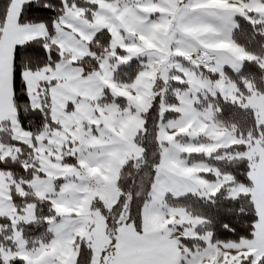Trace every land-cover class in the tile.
Listing matches in <instances>:
<instances>
[{
	"label": "snow or ice",
	"instance_id": "1",
	"mask_svg": "<svg viewBox=\"0 0 264 264\" xmlns=\"http://www.w3.org/2000/svg\"><path fill=\"white\" fill-rule=\"evenodd\" d=\"M143 2L115 0V6L117 12L127 6L139 16L142 9L136 5ZM151 2L160 7L144 13L147 19L137 20L131 30L118 27L120 42L114 43L107 25L88 28L80 23L83 20L91 24L98 14L109 15L100 0H20L15 14L17 26L27 30L42 28L46 33L14 46L13 100L23 102L16 111V122L23 131L34 136L33 122L40 129L45 125L49 130L61 128L52 116L50 89L56 80L37 81L34 102L24 79L26 70L43 69L49 76L57 65H63L79 68L84 78L93 72L102 75L101 61L106 59L112 80L119 86L131 84L149 68V61L156 60L163 75L157 71L143 110L127 96L115 94L108 85L101 86L91 118L81 120L82 138L69 136L67 147H61L59 164L70 171L54 177L50 191L43 197L35 195L30 183L33 174L48 180L35 161L28 166L27 161L9 162V156L0 160V172L7 173L5 179L9 180L8 201L16 216L22 217L16 220L0 215V240H9L7 233L21 224H43L45 235L53 241H66L75 254L69 264H264V206L257 204L253 191H236V185L253 188L254 162L260 156L246 153L257 145L264 148V0H224L221 7L208 0ZM15 3L16 0H0V37L5 34ZM104 3L112 4L113 0ZM162 8L170 11H161ZM77 11L79 17L73 15ZM157 17L169 22L164 34L166 56L158 51L159 45H143V33L151 22H159ZM80 31L91 32V39L82 40ZM58 38L69 43L79 41L86 45L88 54L73 59L70 51L61 50ZM129 45L139 51H129ZM229 45L240 50L239 59L228 50ZM30 61L36 63L35 68L29 67ZM120 76L127 79H118ZM128 90L135 95L134 89ZM169 92L172 103L167 102ZM79 100L80 97L67 101L65 113L76 112ZM34 103L38 107H33ZM112 108L118 118L136 116L139 120L123 139L100 118ZM205 109L213 120L230 118L236 143L207 154L194 153L204 157L198 166L183 159L186 153L177 147L176 137L187 133L176 129L183 119L199 117ZM7 123L11 126L12 122L9 119ZM2 131L10 132L11 127ZM89 137L111 138V142L87 145L84 141ZM10 139L16 145L23 143L15 137ZM112 149H121L123 160L118 164L115 197L110 202L101 191L113 185L99 176H89L88 169L105 160ZM208 161L213 163L209 165ZM66 184L76 187L62 191ZM85 186L87 191L78 190ZM60 197L71 201L72 206L61 208ZM179 201L189 203H176ZM40 204L47 205L48 216L37 215ZM193 205L199 211L193 212ZM26 208H31L32 219L24 218ZM32 243L49 242L41 236L33 238ZM16 259L24 264L22 257ZM47 259L49 264H61L57 255ZM0 264H4L2 259Z\"/></svg>",
	"mask_w": 264,
	"mask_h": 264
},
{
	"label": "rangeland",
	"instance_id": "2",
	"mask_svg": "<svg viewBox=\"0 0 264 264\" xmlns=\"http://www.w3.org/2000/svg\"><path fill=\"white\" fill-rule=\"evenodd\" d=\"M100 2L104 5L109 15L98 14L91 24H88L87 21L83 20H81L80 23L81 25H86L88 28L107 25L108 29L113 34L114 43L120 42V34L117 31L118 27H125L131 30L133 24L137 20L147 19L144 13L154 11L160 7L159 4H153L151 0H144L142 4L136 5V7L142 9L141 14L137 16L131 8L127 6L122 7L117 12L115 0H113L112 4H105L104 0H100ZM168 2L172 3L173 0H168ZM19 3L20 0H16L15 5L11 9L10 19L8 20V29L12 23H15V14L19 11ZM208 3L221 7L224 4V0H208ZM161 11H170V9L162 8ZM73 15L79 17L80 14L77 11L74 12ZM113 18L116 22H113ZM157 21L159 22H151L147 30L143 33V45L146 48H155L159 45L158 51H163L166 56L167 46L164 42V34L167 32L169 22L161 17H157ZM73 30L79 31V29ZM91 35V32L80 31V38L84 41L91 39ZM56 42L60 45L62 51H70L73 59L88 54V48L86 45L80 44L79 41L69 43L67 39L58 38ZM220 42L224 43L222 40ZM228 50L231 51L237 59L240 58L241 53L238 48L229 45ZM129 51L135 53L136 51H139V49L135 45H129ZM175 51L179 52L180 49H175ZM149 65V68L141 72L131 84H120L119 86H117L116 82L112 80V73L108 70L106 59L101 61L102 75L93 72L91 75L81 78L79 68H66L63 65H57L56 70L52 71L49 76H45L43 69L40 71H27L24 73V79L29 85V95L34 102L37 100V96L33 95L36 91L37 81L52 78L56 80L55 86L50 89V95L53 99L52 116L53 119L59 121L61 125L60 129L51 128L50 130L47 126L41 130L39 134L33 136L31 133L23 131L18 123H11L13 137L19 141H23V143L33 149L35 158L39 164L38 168L43 169L48 175V180H41L35 175L31 179L30 183L33 185L32 191L36 196L43 197L45 193L50 191V181L54 177L65 175L70 171L67 166L59 164L61 147H67L65 142L69 139V136L73 139L82 138L81 120L91 118V110L95 106L94 102L96 98L101 94L102 85H108L117 95L127 96L129 101L135 104L140 110L147 107V101L151 94V86L155 80L157 71L160 70L161 75H163V70L160 68V64L156 60L149 61ZM152 65L155 66L153 67ZM189 79L191 80V75H189ZM194 82L198 83V81ZM129 88L135 90V95H132V93L129 92ZM77 97H80V100L76 104V112L65 113L64 108L66 102L69 100H76ZM167 102H173L171 92L168 93ZM33 106H38V104L34 103ZM208 111V109H205L199 117L194 115L191 118L183 119L176 129L178 132L187 133V135L176 137V144L177 147L181 148L186 153L183 159L187 160L188 163L191 162L190 164H196L198 166L203 164L204 157L194 154L198 151L207 154L222 145L236 143L234 135L235 130L232 127L220 125L216 120L211 119L206 114ZM125 112H127V109H125ZM100 118L105 122L107 128L110 130L115 128L117 130L116 135L121 139L139 124V120L136 116L118 118L115 108H112L107 116H104L102 113ZM73 126H75L74 129ZM33 140L35 142L34 147ZM109 142H111V138H109V140H103L89 137L84 141L87 145H102ZM258 148H260L259 145H257L255 149H250L246 154L251 157L256 154ZM188 152H192L193 155L188 156ZM106 155L107 158L105 160L96 163L93 167L88 169V175L93 177L99 176L106 183L113 185L111 189L101 191V195L106 200L113 202L115 197V177L118 164L123 160V155L121 149H112L107 152ZM212 163L213 161H208L209 165ZM184 174L188 176L192 175L191 173ZM252 175L254 179L255 174ZM74 187L76 186L66 184L62 191L68 192ZM78 190L87 191V187L85 186L84 189ZM244 190L246 189L242 185H236V191ZM91 194L92 192L89 191L88 195L90 196ZM259 194V192L255 193L257 197ZM259 197L260 198L257 201L258 205L264 206V196L261 197V195H259ZM58 203L61 208L72 206V202L63 197L58 199ZM11 217H14L13 214ZM24 218H33L31 208H26ZM15 219L20 220L22 217H18V219L15 217ZM12 241L13 247L11 248L13 249L8 247L0 248L4 261H8V259L13 256H20L27 262V264H49L47 258L51 255H57L61 264H69L70 258L75 255L68 247L67 242L59 239L55 241L51 240L46 245H39L35 250H29L20 237L16 227H14Z\"/></svg>",
	"mask_w": 264,
	"mask_h": 264
},
{
	"label": "crops",
	"instance_id": "3",
	"mask_svg": "<svg viewBox=\"0 0 264 264\" xmlns=\"http://www.w3.org/2000/svg\"><path fill=\"white\" fill-rule=\"evenodd\" d=\"M8 31V32H7ZM4 36L0 38V117L1 122H16V113L13 104L12 88V65L14 46L27 39L37 35H44L42 28L36 30H27L17 26L16 22L12 23L8 29V22L5 25ZM17 123V122H16ZM255 155L260 156L259 161L254 162L252 174L254 185L251 191L254 192V198L259 200V195L264 196V149L258 148ZM253 176V175H252ZM8 186L3 172H0V215L12 216L13 208L7 197ZM259 192L258 197L255 193ZM264 199V197H263ZM258 204V203H257Z\"/></svg>",
	"mask_w": 264,
	"mask_h": 264
},
{
	"label": "trees",
	"instance_id": "4",
	"mask_svg": "<svg viewBox=\"0 0 264 264\" xmlns=\"http://www.w3.org/2000/svg\"><path fill=\"white\" fill-rule=\"evenodd\" d=\"M33 15H44V13H34ZM48 15H51V13H49ZM27 40H30V39H27ZM23 42H20V43H23ZM13 56H14V52H13ZM29 67L30 68H35L36 67V63L34 61H30L29 62ZM27 71L28 70H26L25 72H27ZM118 79H127V78L123 77V76H120V77H118ZM22 103L23 102H21V101H14L13 100V104L15 105L14 106L15 113L17 111V106H19ZM35 107H38V106H35ZM216 121L220 125L232 127L235 130L234 126L230 123V118L219 117V118H217ZM9 127H11V126H9L7 121L0 123V129H8ZM19 127H20V125H19ZM31 127L33 129V133L35 134L34 136H36L37 134L40 133L41 130H43L45 127H47V125H45L43 129H40L39 125L36 124L35 122H33L31 124ZM10 137H13L12 130L10 132H8V131L0 132V160H2L4 156H9L11 158L9 162H11V160H16L17 163L23 164V163H25V161H27L28 162V166H31L32 161H35L36 165L38 166L39 164H38L37 159L35 158V154L33 152V149L31 147L27 146L25 143H22L20 145H16V144L12 143ZM152 147H154V146H152ZM232 151H236V149H233ZM150 152H151V147H150ZM21 153H23V155H20ZM239 154L243 155V153H239ZM18 157H19V159H18ZM149 159H151V155H149ZM190 163L191 162H189V164ZM238 171H240V170H238ZM4 175L6 176L7 173H4ZM34 175L35 174H33V176L30 178V181L34 177ZM6 182H7V186H8L9 180H6ZM251 189H246V190H251ZM17 190H20L18 185H17ZM29 198L31 199V196ZM17 203H19V202H17ZM176 203L188 204L189 201H179V202H176ZM191 207H192V211L193 212L199 211L198 206H194L193 205ZM205 214H207V213H205ZM37 215H39L41 217H46V216L49 215L48 207H47L46 204H40L38 206ZM13 216L18 219V216H16L14 209H13ZM21 229L23 230V234H21ZM44 229H45V226L43 224H34V225L21 224V225H19V228H17V230H18V232L20 234V237L25 242L26 247L29 250H35V249L38 248L39 245H42V244H39V243L34 245L32 243L33 238H38V237L43 236V239L45 241L50 242L52 240V237L47 236V235L44 234ZM13 232H14V227L7 233V236L10 237L9 240H6V241L0 240V248H4V247L11 248V247H13V241H12ZM11 249H13V248H11ZM18 257H20V256H13V257L9 258L8 261H6V260L4 261L3 254H1V252H0V259H2L4 261V264H6V263L9 264V261H11L12 264H19V261L16 259ZM23 261H24V264H27V262L24 259H23Z\"/></svg>",
	"mask_w": 264,
	"mask_h": 264
}]
</instances>
